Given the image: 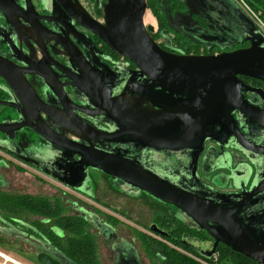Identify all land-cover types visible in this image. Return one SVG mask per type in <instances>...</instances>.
<instances>
[{"label": "water", "instance_id": "obj_1", "mask_svg": "<svg viewBox=\"0 0 264 264\" xmlns=\"http://www.w3.org/2000/svg\"><path fill=\"white\" fill-rule=\"evenodd\" d=\"M226 2L249 45L192 55L157 44L146 0H95L100 20L79 0H0V91L10 95L0 105L15 112L0 133L27 140L30 130L175 207L214 241L208 259L220 242L264 264V89L244 79L264 83V33Z\"/></svg>", "mask_w": 264, "mask_h": 264}, {"label": "flooded vegetation", "instance_id": "obj_2", "mask_svg": "<svg viewBox=\"0 0 264 264\" xmlns=\"http://www.w3.org/2000/svg\"><path fill=\"white\" fill-rule=\"evenodd\" d=\"M90 2L91 15L100 20L95 0ZM226 3L156 0L162 22L156 20L151 35L171 53L211 55L246 47L248 42L235 35L241 32L226 20ZM93 39L101 51L120 59ZM59 61L65 64L63 58ZM244 79L264 89V83ZM9 98L0 91V100ZM14 113L0 105V121ZM22 135L15 132L8 139L0 133V264H25L18 260L21 254L36 260L43 254L61 264H172L175 257L197 264L212 261L221 246L233 251L218 242L208 259L202 252L210 251L214 241L182 219L181 211L120 179L84 169L77 156L61 155L33 138L21 140ZM161 165L160 171L170 168ZM38 183L47 187L45 192L37 191Z\"/></svg>", "mask_w": 264, "mask_h": 264}, {"label": "trees", "instance_id": "obj_3", "mask_svg": "<svg viewBox=\"0 0 264 264\" xmlns=\"http://www.w3.org/2000/svg\"><path fill=\"white\" fill-rule=\"evenodd\" d=\"M243 1L248 4L251 10L259 12L261 18L264 21V0H243ZM146 2H147V7L151 10L156 20L158 22H162V18L159 15L156 8V0H146ZM253 81L262 83L257 80H253ZM217 252L219 254L217 261L218 264H257L256 262L240 255L239 253L233 252L230 249H227L222 246L217 249ZM172 264H186V262L184 260H179V258L175 257L172 258Z\"/></svg>", "mask_w": 264, "mask_h": 264}, {"label": "rangeland", "instance_id": "obj_4", "mask_svg": "<svg viewBox=\"0 0 264 264\" xmlns=\"http://www.w3.org/2000/svg\"><path fill=\"white\" fill-rule=\"evenodd\" d=\"M91 0H81L80 2H81V4L87 9V11L89 10V13L91 12L92 14H93V12H92V4H91V2H90ZM244 4H245V6L249 9V10H251L250 9V7L248 6V4L247 3H245L243 0H241ZM148 8V7H147ZM246 8V9H247ZM147 11L151 14V16L153 17V20H154V29H156V27H157V21H156V18H155V16L153 15V13L151 12V10L148 8L147 9ZM263 23H264V21H263V19L261 18V15H260V13L259 12H256V11H254V10H251ZM27 132H28V139L29 138H33V139H36V137H35V135L31 132V131H29V130H26ZM23 135H24V131H23ZM30 135H31V137H30ZM36 153H38L37 151H36ZM47 183H49V184H51L49 181L47 182ZM53 186H56V184L54 183V185ZM30 187V186H29ZM33 188H35V186H33ZM32 188V189H33ZM38 192H40V191H42V192H45L46 191V189H47V187L46 186H40V184L38 183ZM218 252H216V258L215 259H213L212 258V261H210V262H208V261H197V263H199V264H218ZM18 260L19 261H21V262H23V263H25V264H41L38 260H36L34 257H32L31 255H29V254H21V255H19V257H18Z\"/></svg>", "mask_w": 264, "mask_h": 264}, {"label": "built area", "instance_id": "obj_5", "mask_svg": "<svg viewBox=\"0 0 264 264\" xmlns=\"http://www.w3.org/2000/svg\"><path fill=\"white\" fill-rule=\"evenodd\" d=\"M236 2L240 4V6L244 9V11L248 14V16H250L254 20V22L257 24L260 30L263 31L264 33V23L251 10H249L241 0H236ZM215 258H216V253L213 255V259ZM13 264H22V263L13 262Z\"/></svg>", "mask_w": 264, "mask_h": 264}, {"label": "bare ground", "instance_id": "obj_6", "mask_svg": "<svg viewBox=\"0 0 264 264\" xmlns=\"http://www.w3.org/2000/svg\"><path fill=\"white\" fill-rule=\"evenodd\" d=\"M144 24L147 25H151L154 27V20H153V17L151 16V14L146 11L145 15H144Z\"/></svg>", "mask_w": 264, "mask_h": 264}]
</instances>
